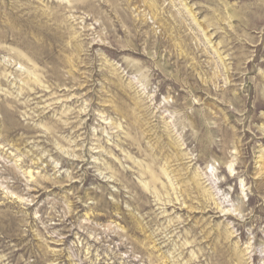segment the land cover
Here are the masks:
<instances>
[{
    "label": "rangeland",
    "instance_id": "1",
    "mask_svg": "<svg viewBox=\"0 0 264 264\" xmlns=\"http://www.w3.org/2000/svg\"><path fill=\"white\" fill-rule=\"evenodd\" d=\"M0 264H264V0H0Z\"/></svg>",
    "mask_w": 264,
    "mask_h": 264
}]
</instances>
